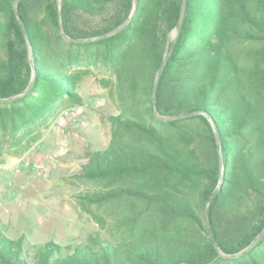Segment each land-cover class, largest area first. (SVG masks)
I'll return each instance as SVG.
<instances>
[{
    "label": "trees",
    "instance_id": "obj_1",
    "mask_svg": "<svg viewBox=\"0 0 264 264\" xmlns=\"http://www.w3.org/2000/svg\"><path fill=\"white\" fill-rule=\"evenodd\" d=\"M14 1L0 0V159L82 103L92 66L116 113L73 174L95 185L76 197L103 232L29 257L0 220V264H264V235L219 255L264 227V0H186L169 42L182 0H136L128 22L133 0H19L26 35Z\"/></svg>",
    "mask_w": 264,
    "mask_h": 264
},
{
    "label": "rangeland",
    "instance_id": "obj_2",
    "mask_svg": "<svg viewBox=\"0 0 264 264\" xmlns=\"http://www.w3.org/2000/svg\"><path fill=\"white\" fill-rule=\"evenodd\" d=\"M90 71L78 86L82 103L57 109L34 143L0 159V220L13 237L25 239L29 257L37 243H85L103 232L76 197L95 185L73 177L87 151L106 147L107 116L116 113L99 82L104 71L93 66Z\"/></svg>",
    "mask_w": 264,
    "mask_h": 264
},
{
    "label": "water",
    "instance_id": "obj_3",
    "mask_svg": "<svg viewBox=\"0 0 264 264\" xmlns=\"http://www.w3.org/2000/svg\"><path fill=\"white\" fill-rule=\"evenodd\" d=\"M19 0H15L14 3H13V10H14V13H15V16L17 17L18 21H19V24L21 26V29L25 34V27L23 25V22L21 21V19L19 18V14L17 12V9H16V6H17V3H18ZM136 0H133V5H132V10L129 14V17L127 19V22L131 19L135 9H136ZM185 7H186V0H182V3H181V7H180V12H179V17L177 19V22L174 26V28L172 29V31L169 33L168 35V42L170 41V39L174 38L175 35L177 34V31L179 30L180 26H181V23L183 21V18H184V14H185ZM123 25L117 27L116 29H114L113 31L107 33V34H104V35H101V37H105V36H109L111 34H113L114 32H116L117 30H119ZM60 33L61 35L64 37L65 40L67 41H71V42H85V41H91L93 39H85V40H77V39H71L69 37H67L65 34H63V31L61 29V26H60ZM164 60H165V57H164ZM163 64V63H162ZM162 64L160 65V67L158 68L157 72H156V76L157 74L159 73L160 69H161V66ZM31 69H32V75L34 73V67H33V64H31ZM30 87V83L28 84L27 88L22 92L20 93L19 95H17L16 97H19V96H22L24 95L28 88ZM154 88H155V84L153 85V91H152V101H153V111H154V114L161 120H167L168 118H163L162 116H159L156 112V105H155V97H154ZM178 118V117H177ZM220 161V160H219ZM216 191V190H215ZM215 191L213 192V194L215 193ZM209 202H210V198L206 201V204H205V208H204V217H205V229H206V232L208 233L209 236L212 235V231H211V226H210V222H209V218H208V211H207V208H208V205H209ZM264 235V227L262 229V231L253 239V241L251 242V244L249 246H247L246 248H244L243 250L239 251L238 253L236 254H223L221 252H219V255L224 258V259H232V258H236V257H239L241 255H243L245 252H247L251 247H253L261 238L262 236Z\"/></svg>",
    "mask_w": 264,
    "mask_h": 264
}]
</instances>
